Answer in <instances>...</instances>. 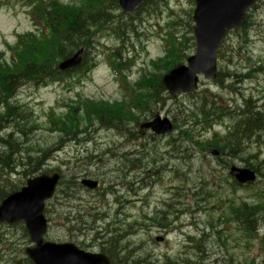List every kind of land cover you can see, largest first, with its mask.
I'll use <instances>...</instances> for the list:
<instances>
[{"label": "rangeland", "instance_id": "obj_1", "mask_svg": "<svg viewBox=\"0 0 264 264\" xmlns=\"http://www.w3.org/2000/svg\"><path fill=\"white\" fill-rule=\"evenodd\" d=\"M166 2H169V6L167 5V7H165ZM151 3L150 8V5L145 8H149L151 11L154 10V13L151 11L149 14L140 12L138 15L134 16H122L118 10L113 13L114 17L117 18L121 25L118 33L120 34L123 32L125 34V37L120 34V38H123L124 45L123 50H121V55L125 59L122 62L123 67L121 71L124 72L126 76H129V78L131 77L132 80L137 77V73H134V69L130 70V66H132L134 62L139 64L143 63V66L139 65L138 68L143 67L144 69L148 67V61L162 56L163 44L154 33L155 31L159 32V26H163L164 23L168 21L170 16L169 11L172 10L175 15H178L184 23H186V25H181L176 28L178 34L182 32L187 33V31H189L187 25L190 24V20L187 14H191V8L193 9L191 0H173L172 2L169 0H153ZM11 6L13 8L0 7V51L2 52H6V48L3 49L4 41L8 44H12L17 33L30 30V19L26 15V12H23L24 10L22 8L14 4ZM158 13H161V15ZM171 19L175 18L172 17ZM249 23L250 27L247 29V32L242 31L243 29L238 32H233L224 41L220 50L221 58L219 57L217 64L218 72L232 76L233 74L242 75L257 71L261 67L264 68L263 4H259L258 9L249 15L248 24ZM102 38L104 37L102 36ZM101 39L98 42L99 46L97 51H94L95 53L91 51V57H93V60L95 59V67L90 74L82 76L78 84L73 82L72 88L69 87L68 90H65L58 85L40 87L26 86L22 87L17 95V100L21 104L28 103L29 105L27 108L31 111L33 110L34 116L32 120L34 123L32 126L35 129L39 126L37 132L32 134L26 133L25 136L17 139V142L21 144L18 149L26 153H33V157H36V159L40 158V163H44L46 157H49L51 161L48 162L46 166L54 170V172L59 171L61 179L65 182L72 183L68 185L69 188H72L68 193L73 195L71 198L65 199L62 191L60 193L58 191L55 198L49 202V204L52 203V206H50V212L52 213L50 216L46 215V218L48 219L49 217L50 219V227L47 235V240L49 241L76 240L72 237L73 232L68 231V228L72 227L74 223L65 224L64 222V214L67 211L79 210L82 204L88 207L91 204L102 207V204L98 202L97 193L79 190L78 186H73L74 182L78 183L83 177H88L93 180L99 178L103 181L101 192L109 186L112 187L114 194L120 200L126 198L127 200L134 201V203L128 202L120 207L116 204L115 198L110 195L104 204V208L109 210L107 216H113L114 211L119 209L122 214L135 220L141 217L143 213L152 214L155 208H159L161 203L170 197L169 186L173 184L172 179L177 178L176 173L172 174L169 172L171 165L179 169L177 175L181 177V181L184 184H192L196 181V172L194 170L201 168L202 164L203 169L200 170L201 175H198L199 179H201V177L204 178V175H207L212 170L225 173L219 161L208 157L206 152L201 154L197 151H195L196 160L190 165L194 167L193 171L189 172L188 162L183 164L181 157L177 155L175 151L172 152V147H166L167 140L179 137L177 131L167 137L166 140L159 139L155 142L149 139L148 134H144L139 141L134 142L135 147H137L139 143H143L146 145L144 155L148 153H150V155L146 157L143 156L141 165L135 163V165H137V170L129 175V177L127 176L124 178L128 185L127 188L121 189L116 186L122 179V173L119 172L121 162L116 158L98 151L96 160L93 156L92 163L89 164V161L85 160V156L79 159L77 156L75 157L74 153L70 152V148L73 144L77 145L76 151L83 150L80 145L82 142L81 135H77L74 139L72 137L61 139L59 135L50 134L46 131V129L49 128L46 126L47 121L44 115L50 108H63L64 105L72 103V101L76 99L88 98L93 101H115L121 99L119 83L117 85L115 78L116 75L105 65V58L98 56L96 60L95 57L98 53L101 55L106 51L118 49L121 42L108 35H106L103 40ZM187 47L188 50H186L185 53H191V51H189L191 44H187ZM128 66L130 68H128ZM262 70L263 69L260 71ZM158 72L159 71H157L156 74H158ZM132 74H134V76ZM231 79L229 84H223L221 86V90L216 88L217 86L215 84L218 83H215V81L211 83L202 82L198 93L194 94L192 97L175 96L169 98L163 94V98L166 99V101L163 102L164 106L162 107V103L157 104L154 106L155 111L171 120L175 118L183 122L186 121L187 110L193 105H197V103L204 101L208 104L221 107L234 118H237V106L242 105L241 99L245 97L246 100L250 101L251 105L260 108L261 112H264V73L259 72L255 74L254 80L244 82L243 84L240 83L239 86L235 83L239 78L232 76ZM205 89L209 90V94H202V90ZM76 95H78V98H76ZM241 95L242 97L240 98ZM228 101L231 102L229 103ZM55 111L65 113L61 111L60 108ZM219 112L220 109L214 111V114L218 113L219 115ZM147 119H149V117H146V120ZM133 127L132 129L135 131V126L133 125ZM220 129L221 128H214L215 131ZM88 132H92V138L96 143L110 144L109 147H111L113 153L117 152L113 144L122 142V140H120L121 137L113 131H99V129L94 128V130L91 129ZM210 133L211 132L205 136L206 139H209V136H211ZM63 136L65 135L63 134ZM185 145L186 144H182L180 150H183ZM54 147H66L67 151H62L58 156L55 154V150H53L47 156L45 155L43 157L40 151H46ZM129 149L133 150L135 148L132 147ZM19 150H16V152ZM126 150H128V148ZM136 150L138 152L142 151L138 147ZM154 153H157L156 156H154ZM255 154L260 155L261 159L259 160H264V133L246 141L241 147L240 157L228 163L243 166L244 164L241 161L248 158L249 155ZM202 157H204L205 160L203 163H199L198 161H200ZM89 165H91V167ZM153 165H156V167ZM160 165L163 169L162 172L157 169H161ZM147 171H150V173L148 175L144 174ZM22 172L23 170L20 171L19 174H16V172H14V174L11 172L3 175L0 174V187H3L5 181L9 182L12 186L16 185L19 188L23 187L26 180L23 178ZM142 181H145L146 185H143ZM131 183L133 185L131 189L134 191L133 195H135V197H132L128 188ZM256 184L255 188H264L263 181H258ZM171 194H173V192ZM250 195V191L240 190L235 193L234 199L238 201H248L251 198ZM185 203L186 206L189 207V210L198 211V213L195 217H183L177 222V228L180 226L179 222L182 223L184 227L182 232H185L184 234L179 232L178 229L172 230L167 235H164L167 239V243L160 245L155 241L157 237L162 236L160 232L154 228L147 229L135 226L132 228V232L136 233L130 239V243L139 246L142 251H146L154 257L165 254L174 260H178V258L181 260L189 258L190 262H185L183 264H244V261L264 264V241L261 240L264 239L263 222L257 223V227L259 228V234L257 236L260 238L259 240L246 242L238 235L237 230V236L234 237L233 240L227 241L226 245L209 238L205 248L207 257L199 263L198 260L195 259L197 258L195 254L184 249V237L185 235L194 236L197 234V228L203 230V224H208L212 220L216 221L221 216L220 211L222 207L220 205H214L213 200H210L208 205H203L194 202L189 197L185 199ZM102 212H104V210ZM14 226L3 225L0 227V264L12 260L24 259V249L30 245L28 239L24 238L21 226ZM231 228L234 229V226L232 225ZM83 239L84 238H80V240ZM86 245L92 247L90 251H97L95 248L97 244L90 243V236H87Z\"/></svg>", "mask_w": 264, "mask_h": 264}, {"label": "trees", "instance_id": "obj_2", "mask_svg": "<svg viewBox=\"0 0 264 264\" xmlns=\"http://www.w3.org/2000/svg\"><path fill=\"white\" fill-rule=\"evenodd\" d=\"M27 5L31 12L32 20L36 27L35 33L20 36L15 45L8 49L12 52L11 65L4 62L3 53H0V123L12 121L16 131L23 130L29 124L28 114L22 111V107L15 101L14 97L17 90L24 84H41L49 80H63V75L57 70V64L70 56L79 49H84L83 66L79 70L88 67L87 49L92 46V39L102 31L110 30L116 32L113 13L118 6L114 0H70L66 5L57 0H17ZM116 34V33H115ZM169 43L170 52L157 64H152V70L142 75L135 83L132 91V98L127 103L110 105L106 102H95L86 100L83 103H75L68 107L66 114L55 116L48 114V122L52 130L65 136H76L79 129H86L95 123L103 127L118 129V125L123 122H132L135 116L148 110L150 104H156L158 91L162 90L160 80L164 73L171 68L182 63L186 58L183 54V44L172 38ZM159 71L158 74L154 72ZM198 110L199 107L197 106ZM200 111V110H199ZM195 116V109L193 111ZM251 116V115H250ZM31 124V123H30ZM264 125L261 116L254 115L251 119L238 124L244 127L245 133H251L253 129ZM187 139H193L189 129L181 130ZM232 141L229 143L231 144ZM228 144V145H229ZM209 146V145H207ZM213 147L223 151L226 146L214 143ZM228 148L233 151L232 146ZM17 147L14 141H8L6 147L0 148V174L20 170H12V163L19 160V166L32 168L25 169L23 173L26 178L29 174H35L40 164V158L36 159L31 153H27L24 158H20L16 152ZM43 157L45 154H42ZM18 163V162H17ZM246 167L253 169L257 174L264 177L262 168L257 164L247 163ZM35 168V169H34ZM28 170V171H27ZM4 184L9 185L5 181ZM4 186V185H3ZM16 190V186L10 190L0 187V201L7 193ZM255 200L251 204L241 203L233 206V219L244 225L242 232L245 235L254 234L258 222L264 223V196L254 195ZM108 244H102V248L107 255L114 251H119L120 238L114 230L112 237L108 238ZM13 264H23L13 262ZM24 264H31L29 261ZM134 264H149L147 259H138ZM254 264V262H251Z\"/></svg>", "mask_w": 264, "mask_h": 264}, {"label": "water", "instance_id": "obj_3", "mask_svg": "<svg viewBox=\"0 0 264 264\" xmlns=\"http://www.w3.org/2000/svg\"><path fill=\"white\" fill-rule=\"evenodd\" d=\"M124 12L133 11L144 0H116ZM193 37L195 54L187 60V66H181L171 71L162 80L168 93L190 94L196 89L197 75L206 79L215 78V60L217 49L227 31L237 29L243 24L244 13L257 0H194ZM80 53L65 61L59 69H68L78 64ZM158 134L171 130L166 121L155 118L148 125ZM231 176L241 183L253 181L252 173L245 170L231 169ZM58 181L57 176L39 177L27 182V187L21 192L6 198L0 205V222L23 220L36 248L28 250L27 255L34 264H108L102 256L88 255L78 251L73 245L42 244L46 223L43 217L44 200L51 197Z\"/></svg>", "mask_w": 264, "mask_h": 264}, {"label": "bare ground", "instance_id": "obj_4", "mask_svg": "<svg viewBox=\"0 0 264 264\" xmlns=\"http://www.w3.org/2000/svg\"><path fill=\"white\" fill-rule=\"evenodd\" d=\"M133 182H134V180H133ZM255 225H257V224H255ZM254 233H255L256 235L259 234V228H258V227H257L256 229H254Z\"/></svg>", "mask_w": 264, "mask_h": 264}]
</instances>
